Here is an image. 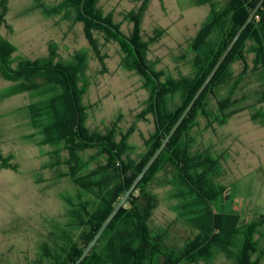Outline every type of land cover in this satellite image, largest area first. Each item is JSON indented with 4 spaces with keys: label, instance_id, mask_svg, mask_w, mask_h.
Wrapping results in <instances>:
<instances>
[{
    "label": "trees",
    "instance_id": "trees-1",
    "mask_svg": "<svg viewBox=\"0 0 264 264\" xmlns=\"http://www.w3.org/2000/svg\"><path fill=\"white\" fill-rule=\"evenodd\" d=\"M97 1L66 3L76 9L77 20L83 22L92 46L94 32L119 43L124 69L140 73L153 89V106L149 110L155 113L157 131L139 161L132 158L131 151L135 149L127 143L131 131L125 135L115 128L98 132L86 127L81 105L88 84V55L84 51L76 54L74 62L54 63L53 56L30 61L14 57L16 48L0 35V75L14 83L7 96L32 95L26 116L33 133L27 138L41 148H54L53 165L49 167H66L64 176L78 187L76 198L66 199L69 222L65 230L58 240L50 238L41 247V256L49 264L76 263L260 0H223L222 6H218L219 0H195L196 6L209 5L211 12L190 44L194 71L165 81H161L164 73L155 72L145 60L147 46L140 41L138 25L136 32L126 37L119 25L103 18ZM149 2L145 1L136 16L131 13L138 22ZM0 8L5 12L7 0H0ZM2 15L0 22L4 21ZM236 64L243 66L238 75ZM249 77L260 82L255 92L256 105L249 107L253 108L252 120L264 126V3L168 147L82 264H212L219 254L229 258L231 264H262L264 235L260 230L264 221L243 219L242 202L233 198L231 188L217 182L221 172L219 157L210 149L196 152L192 135L201 118L210 125H225L246 109L241 103L247 96H239V88ZM176 97L180 102L172 105ZM88 151L92 152L86 156ZM10 159L0 153V170L18 169ZM160 174H166L163 185L173 188L171 198L177 202L173 211L193 230V237L182 246L170 244L167 228L153 229L151 225L160 201L152 184Z\"/></svg>",
    "mask_w": 264,
    "mask_h": 264
},
{
    "label": "rangeland",
    "instance_id": "rangeland-1",
    "mask_svg": "<svg viewBox=\"0 0 264 264\" xmlns=\"http://www.w3.org/2000/svg\"><path fill=\"white\" fill-rule=\"evenodd\" d=\"M66 1L7 0L5 12L0 8L4 19L0 35L16 48L14 57L30 61L53 56L54 63L74 62L76 54L84 51L88 55V84L81 98L85 125L98 132L115 128L126 135L131 131L127 143L135 149L132 158L139 161L157 131L155 113L149 110L153 89L140 73L124 69L119 43L94 32L95 46L91 45L76 9ZM145 1L98 0L97 7L126 37H131L138 25L140 41L147 46L143 47L145 60L155 72L164 73L161 81L192 74L194 53L190 44L208 18L210 6H196L195 0H150L138 22L134 16ZM219 1L218 6H222L224 1ZM242 68V64L234 66L236 75ZM259 85L256 77L241 85L239 96H247L241 107L246 109L225 125H210L201 118L192 131L196 152L210 149L219 157L217 182L231 188L233 198L242 202L240 210L246 222L264 221V126L252 120L253 108H249L256 105ZM13 89L14 83L0 75V153L18 166L16 170H0V264H49L41 256V247L50 238L58 240L65 230L69 222L66 199L76 198L78 187L64 176L66 167H49L53 165L54 148H41L27 138L33 133L26 116L32 95L7 96ZM178 102L180 97L171 104ZM167 175L171 178L170 172ZM165 177L160 174L152 184L160 201L151 225L153 229L167 228L170 244L182 246L194 234L173 211L177 202L171 198L173 188L163 185ZM260 231L264 235V224ZM231 263L219 254L212 264Z\"/></svg>",
    "mask_w": 264,
    "mask_h": 264
},
{
    "label": "water",
    "instance_id": "water-1",
    "mask_svg": "<svg viewBox=\"0 0 264 264\" xmlns=\"http://www.w3.org/2000/svg\"><path fill=\"white\" fill-rule=\"evenodd\" d=\"M264 3V0H260L257 4V6L254 8L253 11L250 12L249 17L245 21V23L241 26V28L238 30L234 38L231 40V42L227 45L225 51L213 67L212 71L210 74L207 76L203 84L200 86L198 91L195 93L193 96L192 100L188 104V106L185 108L177 122L174 124L172 129L170 130L169 134L164 136L162 139V143L160 147L154 152V154L149 158L147 163L144 165L143 169L141 172L138 174V176L134 179L132 185L126 190L125 194L123 197L120 199V201L116 204L114 209L110 212V214L107 216V218L104 220L102 223L100 229L97 231L93 239L89 242V244L86 246L84 249L82 255L79 257V259L76 261L75 264H82L83 261L89 256L93 248L97 245L99 242L100 238L104 234V232L108 229L112 221L115 219V217L119 214V212L124 208L127 204L128 199L132 196V194L137 190L139 184L141 181L146 177L148 174L149 170L151 167L155 164V162L160 158L164 150L168 147L171 139L173 136L177 133L179 128L182 126L184 123L185 119L188 117L189 113L197 103L198 99L201 97V95L204 93L206 88L209 86L211 81L214 79L220 68L223 66L224 62L232 52V50L235 48L236 44L238 43L239 39L241 38L243 32L248 28V26L251 24L253 21L256 13L258 10L262 7ZM84 5V3H83ZM83 5H82V10H83ZM105 24V23H104ZM148 73L156 80V78L152 75L151 71L148 70ZM155 105H157V100H155ZM157 112V108H156Z\"/></svg>",
    "mask_w": 264,
    "mask_h": 264
}]
</instances>
